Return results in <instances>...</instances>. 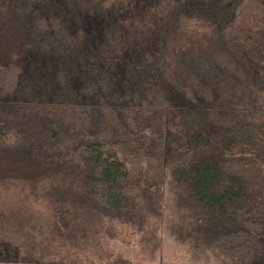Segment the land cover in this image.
Listing matches in <instances>:
<instances>
[{
	"label": "trees",
	"instance_id": "16d2710c",
	"mask_svg": "<svg viewBox=\"0 0 264 264\" xmlns=\"http://www.w3.org/2000/svg\"><path fill=\"white\" fill-rule=\"evenodd\" d=\"M119 1L0 0V180L80 167L87 214L157 250L169 192L188 257L264 264V0H182L197 13L175 23L150 0L124 18Z\"/></svg>",
	"mask_w": 264,
	"mask_h": 264
},
{
	"label": "rangeland",
	"instance_id": "374dc122",
	"mask_svg": "<svg viewBox=\"0 0 264 264\" xmlns=\"http://www.w3.org/2000/svg\"><path fill=\"white\" fill-rule=\"evenodd\" d=\"M134 1H119L124 18H142V12L131 9ZM150 1L147 13L151 10L155 16L159 12L161 22L173 20L174 17L184 21L185 14L197 13L190 1L181 6L182 0H167L159 8L156 7L157 0ZM83 4L90 3L84 1ZM150 19H145L144 24L133 25L135 28L142 25L153 29L154 21ZM248 19L250 13L244 10L241 20ZM250 102L246 97L240 103V109H251L248 114L253 109L259 112L260 109L250 106ZM80 169L77 167V178ZM82 173L84 175V168ZM77 178L64 173L48 180L32 182L0 180V251L7 252H0L1 261L8 260L15 264H120L123 261L128 264H220V259L213 256L211 259L206 258V263L191 259L184 249V252L181 251L176 241L168 237L170 221L185 216V210L172 202L169 192L165 202L164 222L156 225L159 229L157 235L163 239V245L158 250L148 249L145 247L149 245L145 238L142 239L139 233H133L120 222L108 220L110 217L107 215L87 214L82 196L85 184ZM63 211L69 212L67 216L72 220L71 225L77 229L66 241L61 236L63 229L58 224ZM107 232L118 233L120 237L113 239ZM9 250L13 254L8 253ZM62 256L64 260H60Z\"/></svg>",
	"mask_w": 264,
	"mask_h": 264
},
{
	"label": "bare ground",
	"instance_id": "6f19581e",
	"mask_svg": "<svg viewBox=\"0 0 264 264\" xmlns=\"http://www.w3.org/2000/svg\"><path fill=\"white\" fill-rule=\"evenodd\" d=\"M248 47V46H247ZM244 72V71H243Z\"/></svg>",
	"mask_w": 264,
	"mask_h": 264
}]
</instances>
